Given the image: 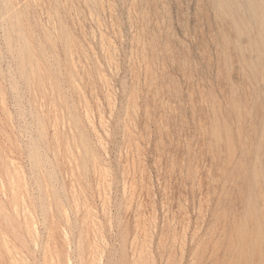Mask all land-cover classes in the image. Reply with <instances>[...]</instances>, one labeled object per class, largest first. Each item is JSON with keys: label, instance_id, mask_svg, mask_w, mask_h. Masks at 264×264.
I'll return each instance as SVG.
<instances>
[{"label": "rangeland", "instance_id": "rangeland-1", "mask_svg": "<svg viewBox=\"0 0 264 264\" xmlns=\"http://www.w3.org/2000/svg\"><path fill=\"white\" fill-rule=\"evenodd\" d=\"M26 262L264 264V0H0V264Z\"/></svg>", "mask_w": 264, "mask_h": 264}, {"label": "bare ground", "instance_id": "bare-ground-1", "mask_svg": "<svg viewBox=\"0 0 264 264\" xmlns=\"http://www.w3.org/2000/svg\"><path fill=\"white\" fill-rule=\"evenodd\" d=\"M253 1V0H252ZM241 2V1H240ZM251 2V1H250ZM244 6V5H243ZM254 15V14H253ZM139 41V40H138ZM102 44V43H101ZM74 48V47H73ZM109 51V50H108ZM109 59V58H108ZM74 61V60H73ZM134 67V66H133ZM76 70V69H75ZM26 71V70H25ZM32 73V72H31ZM79 74V73H78ZM26 75V74H25ZM34 78H36L35 76H34ZM34 80V79H33ZM37 81V80H36ZM152 87V86H151ZM42 127V126H41ZM129 131V130H128ZM124 133V132H123ZM41 134V133H40ZM132 136V135H131ZM94 157V156H93ZM35 158V157H34ZM36 160V159H35ZM138 160H139V158H138ZM96 162V161H95ZM44 163V162H43ZM73 163V162H72ZM37 165H39V164H37ZM85 165V164H84ZM99 165V164H98ZM86 166V165H85ZM37 167V166H36ZM40 168V167H39ZM98 168H100V167H98ZM87 169V168H86ZM15 175V174H14ZM19 176V175H18ZM9 177V176H8ZM10 180V179H9ZM8 181V180H7ZM11 182V181H10ZM19 182H20V179H19ZM8 184H9V182H8ZM13 184V183H12ZM21 186V185H20ZM19 186V187H20ZM40 188V187H39ZM12 190V189H11ZM18 190V189H17ZM74 190V189H73ZM15 191V190H14ZM20 191V190H19ZM16 192H18V191H16ZM19 193V192H18ZM15 194V193H14ZM40 194V193H39ZM16 199V198H15ZM22 200H23V198H22ZM16 201V200H15ZM30 201V200H29ZM57 201V200H56ZM24 202V201H23ZM22 202V203H23ZM60 202V201H59ZM25 203V202H24ZM33 204V203H32ZM58 204H61V202L60 203H58ZM5 205V204H4ZM57 206H59V205H57ZM59 207H63L62 205H60ZM88 208V207H87ZM16 209V208H15ZM23 209V208H22ZM27 209V208H26ZM63 209V208H62ZM61 209V210H62ZM6 210V209H5ZM58 210V209H57ZM89 210V209H88ZM30 211V210H29ZM2 212V211H1ZM16 212V211H15ZM23 212H25V211H23ZM27 212V211H26ZM61 213H62V211H60ZM63 212H64V209H63ZM42 213H44L43 211H42ZM84 214V213H83ZM89 214V213H88ZM25 215V214H24ZM88 217V216H87ZM25 218V217H24ZM27 218V217H26ZM29 218V217H28ZM31 218V217H30ZM27 220V219H26ZM9 221V220H8ZM14 221V220H13ZM28 221V220H27ZM32 221V220H31ZM29 222V221H28ZM25 223H27V222H25ZM31 223V222H30ZM23 224V223H22ZM27 226L29 225V224H26ZM24 226V227H26V229H27V226ZM31 225V224H30ZM34 225V224H33ZM14 227V226H13ZM29 227V226H28ZM29 229V228H28ZM17 230V229H16ZM15 230V231H16ZM31 230H32V228H31ZM27 231V230H26ZM34 231V230H33ZM25 233V232H24ZM27 233V232H26ZM30 233V232H29ZM36 234H37V232H36ZM29 236V235H28ZM35 237V236H34ZM29 238H31V237H29ZM27 240V239H26ZM32 240V239H31ZM17 241V240H16ZM4 242V241H3ZM21 246V245H20ZM8 250V249H7ZM12 251H13V249H12ZM49 251V250H48ZM9 253V252H8ZM17 254V253H16ZM10 256H12L11 254H10ZM14 256V255H13ZM12 256V257H13ZM21 258V257H20ZM26 258V257H25ZM52 258V257H51ZM22 259V258H21ZM54 259V258H53ZM23 260V259H22ZM22 260H21V262H22ZM20 261V260H19ZM14 262H16V261H14ZM25 262V261H24ZM28 262V261H27ZM27 262H26V264H27ZM24 264V263H23ZM59 264V263H58Z\"/></svg>", "mask_w": 264, "mask_h": 264}]
</instances>
